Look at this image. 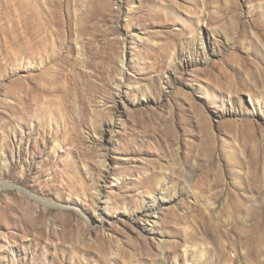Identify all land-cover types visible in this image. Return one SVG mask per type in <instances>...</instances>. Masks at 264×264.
<instances>
[{
    "label": "rangeland",
    "instance_id": "1",
    "mask_svg": "<svg viewBox=\"0 0 264 264\" xmlns=\"http://www.w3.org/2000/svg\"><path fill=\"white\" fill-rule=\"evenodd\" d=\"M0 264H264V0H0Z\"/></svg>",
    "mask_w": 264,
    "mask_h": 264
},
{
    "label": "bare ground",
    "instance_id": "2",
    "mask_svg": "<svg viewBox=\"0 0 264 264\" xmlns=\"http://www.w3.org/2000/svg\"><path fill=\"white\" fill-rule=\"evenodd\" d=\"M202 44H204V43H202ZM104 163H105V161H104ZM104 163H103V164H104ZM104 165H105V164H104ZM175 180H176V179H175ZM179 181H180V180H179ZM185 183H186V182H185ZM185 183H183V184H185ZM180 184H181V182H180ZM156 213H158V211H157V210H156V211H154V212H152V214H151V215L153 216V214H156Z\"/></svg>",
    "mask_w": 264,
    "mask_h": 264
}]
</instances>
